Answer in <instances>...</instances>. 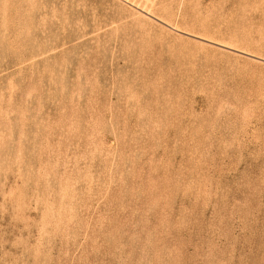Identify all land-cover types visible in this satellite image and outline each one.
Instances as JSON below:
<instances>
[{"label": "rangeland", "instance_id": "1", "mask_svg": "<svg viewBox=\"0 0 264 264\" xmlns=\"http://www.w3.org/2000/svg\"><path fill=\"white\" fill-rule=\"evenodd\" d=\"M0 264H264V0H0Z\"/></svg>", "mask_w": 264, "mask_h": 264}]
</instances>
